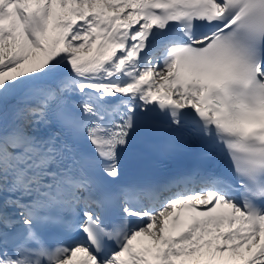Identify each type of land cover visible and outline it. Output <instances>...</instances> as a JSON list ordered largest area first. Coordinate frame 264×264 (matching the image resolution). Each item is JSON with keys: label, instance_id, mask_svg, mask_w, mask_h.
<instances>
[{"label": "snow or ice", "instance_id": "1", "mask_svg": "<svg viewBox=\"0 0 264 264\" xmlns=\"http://www.w3.org/2000/svg\"><path fill=\"white\" fill-rule=\"evenodd\" d=\"M0 264H264V0H0Z\"/></svg>", "mask_w": 264, "mask_h": 264}]
</instances>
